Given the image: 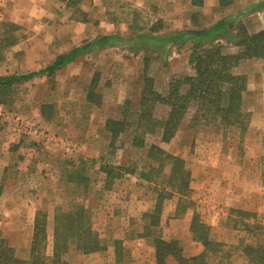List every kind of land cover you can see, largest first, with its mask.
<instances>
[{"label":"rangeland","instance_id":"374dc122","mask_svg":"<svg viewBox=\"0 0 264 264\" xmlns=\"http://www.w3.org/2000/svg\"><path fill=\"white\" fill-rule=\"evenodd\" d=\"M260 1L234 0L232 6L221 9L218 0H204L201 7L193 6L190 0H80L75 6L60 0H0V75L42 70L59 54L100 35L127 37L152 27L160 28L159 35L209 27ZM243 23L251 34L263 30L264 10L247 15ZM222 45L226 53L238 52L232 45ZM145 57L149 58L148 64ZM235 71L247 78L244 106L251 114L242 140L236 130L224 134L212 127L191 129L189 114L169 142H163L159 131H155L144 136L143 148L134 147L131 130L109 146L106 121L119 119L127 100L137 104L145 76L164 92L172 76L192 74L187 46L173 48L164 56L152 51L135 52L128 45L94 49L53 76H37L16 85L9 96L3 97L0 147L13 137L14 131L9 128L16 125L21 131L14 136L29 144L38 159L20 176L22 193L13 199L19 205L21 201H39L47 217L53 216L46 228L47 253H52L56 210L68 211L77 205L89 211L92 227L107 248L86 255L71 252L68 264L112 263L117 240L126 249L125 264H155L152 242L156 236L175 242L186 258L198 255L203 246L190 231L194 213L209 226L213 240L229 245H237L245 236L234 229L236 220L264 226L260 166L264 155V59L243 60ZM97 76L96 93L102 96L99 106L86 98ZM168 110L158 106L155 117L165 119ZM151 145L185 162L190 189L181 204L178 195L163 199L155 227L144 215L155 211L158 193L147 178L141 177L142 173L150 176V169L157 166L147 155ZM81 160L86 166L80 173L87 181L70 182L67 173L77 170ZM100 164L124 166L135 169V173L124 174L106 186ZM19 166L25 172L27 162ZM166 177L167 170L161 182ZM165 185L160 183L161 187ZM6 197L12 198L11 194ZM237 210L249 215H238ZM1 211L13 212L5 228L15 232L18 248L23 249L27 233L34 228L30 213L21 208ZM0 236H4L1 228ZM16 254L22 259L27 255L21 251ZM168 264L179 263L169 257Z\"/></svg>","mask_w":264,"mask_h":264},{"label":"trees","instance_id":"16d2710c","mask_svg":"<svg viewBox=\"0 0 264 264\" xmlns=\"http://www.w3.org/2000/svg\"><path fill=\"white\" fill-rule=\"evenodd\" d=\"M60 1L75 6L80 0ZM190 1L195 7H201L204 2ZM233 3L234 0H218L221 9H227ZM261 10H264V0L251 4L243 11L230 14L209 27L197 26L189 30L159 35L157 32L160 28L152 27L148 32L133 33L127 37L119 34L97 36L81 46L59 54L42 70L20 75H0V104H5L3 97L9 96L16 85L40 75L53 76L57 70L96 48L128 45V49H134L135 52L152 51L164 56L173 48L181 49L187 46L188 64L192 74L172 76L164 92L158 91L154 80L145 76L137 104L134 105L127 100L121 107V117L106 121L105 129L110 134L109 146H114L121 135L131 130L134 147L143 148L144 136L155 131H159L163 142H169L189 114L191 115L188 126L191 129L212 127L224 134L236 130L242 140L249 128L251 114L244 106L247 78L235 70L243 60L264 59V29L251 34L243 23L247 15ZM222 42L236 47L238 52L235 54L224 52ZM144 61L148 64L149 58L145 57ZM97 83L98 76L91 81L86 96L87 101L95 106H99L102 100V96L96 93ZM158 106L169 109L165 119L155 117ZM147 155L157 166L150 169V176L142 173L141 177L147 178L158 194L155 211L146 213L144 218H150L151 227H155L159 223L157 209L164 198L178 195L181 204L188 197L189 172L181 158L171 156L156 145L148 148ZM85 166L86 162L81 160L77 170L67 173L69 181L86 180L80 173L84 171ZM260 166L264 185V155L260 158ZM165 170L167 177L161 182ZM99 171L106 176V186L124 174L135 173V169L129 170L124 166L109 164H100ZM160 183L166 185L161 187ZM236 212L238 215H249L248 212L240 210ZM46 228V212L39 210L34 221L27 259L18 257L8 240L0 236V264H68L71 252L86 255L105 251L107 248L92 227L89 211L81 205L68 211L60 208L56 210L51 255L47 253ZM146 228L149 229L148 226ZM234 229L245 234L237 245L215 241L210 237L209 226L194 213L190 231L193 239L203 246V251L186 258L182 256L175 242H165L156 236L152 242L155 249V264H168L169 257L175 258L179 264H238L240 259L242 264H264V226L258 223L251 224L240 218L235 221ZM114 252L115 260L109 264H125L127 253L120 240L115 242Z\"/></svg>","mask_w":264,"mask_h":264},{"label":"crops","instance_id":"0c3cea01","mask_svg":"<svg viewBox=\"0 0 264 264\" xmlns=\"http://www.w3.org/2000/svg\"><path fill=\"white\" fill-rule=\"evenodd\" d=\"M107 48H115V47H107ZM104 49L106 48H96L95 50L102 51ZM75 61L67 64L66 66L73 64ZM9 129H12L14 131L12 132L13 137L11 139H8L6 143H3L4 146L0 147V166L4 165L2 170H0V213H2L1 214L2 216L0 217L1 219L0 228L4 232L3 237L7 239L8 241L13 242L11 243L12 245L10 244V242L9 244L15 249V252L17 253L21 251L22 253L27 254L25 257V259H27L30 253L33 231L31 230V233L30 232L27 233V236L25 237V240H26L25 247L23 249L18 248L19 243L13 237V234L15 232L12 230L9 231L8 226H7L8 230L5 228V225H9L10 222L12 221L11 217H12L13 212L9 211L10 213H7L6 211H1V210L3 209L4 210H15V209L21 208L25 210V212L30 213L29 217L31 218L32 224H34L37 211L41 210V205L39 204L40 202L28 200L25 203L21 201L19 205L15 201V199H13L14 198L13 196H16L18 198L17 194L22 193L21 191L22 186L19 183V178L21 175H23L28 170H30L31 163L38 162V159L34 155L35 154L34 149L29 148L30 147L28 146L29 144H26L22 140L18 139V136H19L18 134L20 133L21 129L17 127L16 125ZM14 135H18V136H14ZM17 151H19V154L16 153ZM10 162H12V164ZM26 162H27V167L25 168V172L21 171L20 169H23V168L22 167L20 168L19 164H25ZM9 194H11L12 198L6 197V195H9ZM19 198H21V196ZM23 206L25 208H23ZM4 214H6L7 217L4 216ZM52 217H53L52 215H51V218L50 216L47 217V224L50 221V219H52Z\"/></svg>","mask_w":264,"mask_h":264},{"label":"built area","instance_id":"2783aa9c","mask_svg":"<svg viewBox=\"0 0 264 264\" xmlns=\"http://www.w3.org/2000/svg\"><path fill=\"white\" fill-rule=\"evenodd\" d=\"M34 133H37V131H34Z\"/></svg>","mask_w":264,"mask_h":264}]
</instances>
